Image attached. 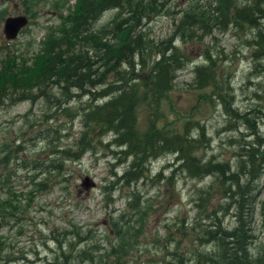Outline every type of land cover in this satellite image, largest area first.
Segmentation results:
<instances>
[{
	"label": "rangeland",
	"instance_id": "1",
	"mask_svg": "<svg viewBox=\"0 0 264 264\" xmlns=\"http://www.w3.org/2000/svg\"><path fill=\"white\" fill-rule=\"evenodd\" d=\"M76 1L40 0L34 5L36 17L29 18V25L11 44L5 39L3 22L9 16L24 14L25 7L21 0H0V16L4 18L0 22V48L8 45L23 54L37 52L46 36L58 25L62 5L66 2L62 7L65 17L66 9L70 10ZM192 1L204 9L209 4L214 5L213 0H165L162 14L143 23L141 31L155 43L164 40L175 30V17L181 15L174 13L187 9ZM245 1L239 0L241 4ZM55 2L61 5H58L59 9H54ZM114 16V11L104 14L95 27L108 24ZM253 35L254 32L244 31L237 36L232 30L220 33L214 29L203 42L176 40V47L190 60L184 69L177 72L175 89L165 100L169 128L177 126L188 116L189 110L197 105L191 116L201 121L210 139L208 147L197 154L201 156L203 153L207 158L213 156L215 161L228 162L233 170L235 167L238 169L236 163L245 142H256L260 152L264 151V74L259 73L262 67H257L254 59L252 64L256 48L252 41ZM107 39L111 40L110 37ZM30 44L33 47L27 49ZM206 48L213 53L221 52L217 57L220 75L229 73L233 99L231 105L230 102L226 104V109L237 110L238 119L224 115L221 106H206L199 100L200 92L190 89L194 66L205 64L203 52ZM224 56L226 59L222 61ZM261 63L264 66V61L261 60ZM93 68H100V65L96 64ZM110 82L107 81V85ZM144 90L150 88L146 86ZM69 93L75 91L70 90ZM52 95L51 102L38 99L35 103L24 101L12 104L7 101L0 107V158H4L7 163L4 165L0 161V176L5 172L10 174L7 185H4L6 175L3 174L0 179V205L10 202L15 206V209L10 207L12 210H8L9 215L3 219L4 222L0 221V264H55L63 259L66 263L73 259L71 264H111L119 259V262L124 261L126 264H167L177 255L188 256L191 253V259L203 250L200 246L194 250L197 244H193L191 239L197 233L200 222L207 225L212 220L204 221L202 214L201 220L197 217V196L194 192L207 187L209 193L212 191L209 209L211 204L217 206V202H222V197L215 188L213 177L202 180L190 178L178 170L172 173L169 164L173 156L168 155L152 163L147 178L134 187L140 196L137 199L138 214L127 206L129 190L124 186L109 190L110 201L106 198V192L109 182L113 180L112 173L117 175L125 170L122 164L116 167L118 161L115 156L112 157L111 151L117 149L108 146L110 134L103 135L101 145H96L95 149L76 152L83 130L80 115L88 106V96L79 95L76 101L64 103L63 90L54 88ZM226 101H230V97ZM58 104L60 106L57 108ZM143 107L144 104H141L140 110ZM253 110L255 115L261 117L260 120L252 115ZM240 113L245 116L242 117ZM48 130L50 135L46 138ZM18 145V153H13ZM50 149H68L72 154L77 153L79 158L75 159L71 155L67 156L70 158H63L57 152L52 154ZM53 159L58 170L50 171V175L41 174L45 169L41 172L39 168L31 169L35 167L34 162L46 167ZM263 170L264 164L258 169V201L253 215L254 233L258 236L255 246L264 238L260 208V203L264 202ZM159 172H162L161 178L156 177ZM85 177L94 184L93 187L82 186ZM33 181L43 182L44 188H37L34 192ZM123 213L126 217L121 219ZM129 214H133L131 219L141 225L137 229V236L131 233L125 238L127 241H122V237L116 236L114 225L119 220V224L124 225L123 220L128 219ZM230 217L224 219V226L233 222ZM192 229L196 232L191 233ZM255 248L252 246V249ZM79 252L91 255L94 262L87 257H79Z\"/></svg>",
	"mask_w": 264,
	"mask_h": 264
},
{
	"label": "trees",
	"instance_id": "2",
	"mask_svg": "<svg viewBox=\"0 0 264 264\" xmlns=\"http://www.w3.org/2000/svg\"><path fill=\"white\" fill-rule=\"evenodd\" d=\"M213 1L214 5L209 4L206 9L199 8L201 5L192 1L187 9L174 13L181 14L173 21L175 30L157 43L141 29L143 23L162 14L165 0H77L70 10L66 9L65 17L62 7L67 1L62 7L55 2L54 9H59L58 5L61 7L59 23L46 36L37 52L23 54L8 45L0 48V107L7 101L12 104L24 101L35 103L38 99L51 102L54 88L63 90L64 103L76 101L79 95L88 96V106L80 115L83 130L76 152L95 149L96 145H101V137L110 134L108 146L117 149L111 151L112 157L115 156L118 161L116 167L121 164L125 167L123 173L116 172V175L111 172L113 180L109 182L107 192L104 190L107 199L111 197L110 189L124 186L129 190L127 206L138 214L137 199L140 196L134 187L147 178L152 163L168 155L173 156L169 164L172 173L178 170L193 179L213 177L215 180V188L222 197V202H217V206L211 204L209 209L212 191L209 193L207 187L194 192L197 196V217L201 220L202 214L204 221L212 220L207 225L198 222L197 233L191 239L193 244H197L194 250L199 246L203 250L191 259V253L188 256L177 255L167 264H264V238L255 246L258 236H255L253 228L260 178L258 169L264 164V151L260 152L256 142H245L236 163L238 169L235 167L234 170L228 162L215 161L213 156L207 158L203 153L199 156L197 153L208 147L210 139L201 121L191 116L197 105L177 126L168 127L165 100L175 89L177 72L184 69L190 60L176 47V40L203 42L214 29L220 33L232 30L237 36L244 31L254 32L252 41L256 48L252 64L255 60V65L262 67L259 73L264 74L261 63V60L264 61V0H246L242 4L239 0ZM21 2L25 7L24 14L28 18H35L34 5L40 0ZM110 11H114L115 16L108 24L95 27L100 17ZM0 17L2 22L4 18ZM32 47L30 44L27 49ZM203 53L205 64L194 66L190 89L200 92L199 100L206 106H221L224 115L238 119L237 110L226 109V104L230 102L231 105L233 99L229 73L226 72L225 77L220 75L217 57L221 52L214 54L206 48ZM225 59L224 56L222 61ZM96 64L100 68L94 69ZM107 81H111L109 85ZM146 86L150 90H144ZM70 90L75 93H69ZM227 97H230L228 102ZM141 104H144L143 110H140ZM253 114L256 120L261 119L255 115V110ZM49 133L50 130L46 138ZM19 149L18 145L12 152L18 153ZM50 152H57L63 158H70L67 157L70 155L79 158L77 153L72 154L68 149H50ZM0 161L7 164L4 158H0ZM34 163L32 170L39 168L41 172L45 169L41 174L50 175V171L58 170L54 159L46 167L39 162ZM3 174L6 175L4 185H7L10 174L5 172L1 176ZM161 176L162 172L156 174L157 178ZM43 184L33 181L34 192L37 188L43 189ZM11 204H3L9 205L5 207L7 210L0 205V221L4 222L3 219L9 215L8 210L15 209ZM260 205L263 214L261 230H264V202ZM131 215L129 220H123L124 225L127 224L125 227L119 224L120 220L114 225V232L117 237L123 238L122 241H127L131 233L136 235L141 225L132 220ZM228 216L233 222L224 226V219ZM124 217L125 213L120 215L121 219ZM193 229L191 233L196 232ZM252 246L257 248L252 249ZM79 257L92 261L91 255L82 252H79ZM71 261L66 263L63 259L55 264H71ZM119 261L111 264H126Z\"/></svg>",
	"mask_w": 264,
	"mask_h": 264
},
{
	"label": "water",
	"instance_id": "3",
	"mask_svg": "<svg viewBox=\"0 0 264 264\" xmlns=\"http://www.w3.org/2000/svg\"><path fill=\"white\" fill-rule=\"evenodd\" d=\"M28 19L25 15L8 17L3 24L4 36L8 41L16 39L18 33L26 27ZM82 186L85 188L93 187L94 184L89 182V178L85 177L82 181Z\"/></svg>",
	"mask_w": 264,
	"mask_h": 264
}]
</instances>
